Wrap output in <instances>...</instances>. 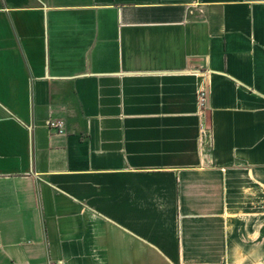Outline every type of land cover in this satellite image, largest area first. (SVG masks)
Here are the masks:
<instances>
[{
	"label": "crops",
	"instance_id": "0c3cea01",
	"mask_svg": "<svg viewBox=\"0 0 264 264\" xmlns=\"http://www.w3.org/2000/svg\"><path fill=\"white\" fill-rule=\"evenodd\" d=\"M51 263L264 264V0H0V264Z\"/></svg>",
	"mask_w": 264,
	"mask_h": 264
},
{
	"label": "built area",
	"instance_id": "2783aa9c",
	"mask_svg": "<svg viewBox=\"0 0 264 264\" xmlns=\"http://www.w3.org/2000/svg\"><path fill=\"white\" fill-rule=\"evenodd\" d=\"M207 105H208V91L205 88H200L197 94V106L200 113V116L205 117V113L207 111ZM47 127L50 130V132L63 135L65 134V122L62 120H54L50 119L47 122ZM201 135L202 140L206 142L212 141V135H211V129L208 128L205 120L202 119L201 124ZM51 264H61V263H51Z\"/></svg>",
	"mask_w": 264,
	"mask_h": 264
}]
</instances>
